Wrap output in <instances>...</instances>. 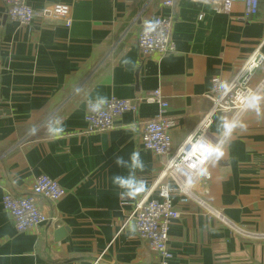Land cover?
Returning a JSON list of instances; mask_svg holds the SVG:
<instances>
[{
	"label": "crops",
	"instance_id": "crops-1",
	"mask_svg": "<svg viewBox=\"0 0 264 264\" xmlns=\"http://www.w3.org/2000/svg\"><path fill=\"white\" fill-rule=\"evenodd\" d=\"M28 2L36 10L65 4L72 21L65 26L44 19L29 27L10 19L0 3V264H158L132 224L123 222L132 201L159 198L153 186L169 155L141 144L142 123L158 114L159 105L138 101L112 129L87 132L86 104L159 89L167 103L164 115L175 123V151L211 109V78H230L257 46L264 54V0L249 19L240 2L227 11L206 0H177L173 8L162 0ZM168 15L175 51L141 58L140 23ZM263 76L264 63L254 78ZM259 108V117L249 108L235 118L233 112H213L205 130L213 140L222 136L218 118L246 127L235 128L223 156L208 162L209 177L193 180L192 197L183 200L170 184L180 212L169 226L171 264H264V99ZM50 117L63 122L59 139L47 133ZM132 152L144 164L132 174L145 186L129 198L112 177L129 174L114 158L127 160ZM40 174L56 180L65 195L55 202L38 196L48 220L16 231L2 196L28 194Z\"/></svg>",
	"mask_w": 264,
	"mask_h": 264
},
{
	"label": "built area",
	"instance_id": "built-area-1",
	"mask_svg": "<svg viewBox=\"0 0 264 264\" xmlns=\"http://www.w3.org/2000/svg\"><path fill=\"white\" fill-rule=\"evenodd\" d=\"M176 1L162 0V4L173 8ZM206 1H209L217 11H227L232 3L240 2L244 6L243 17L245 19L255 15L259 5V0ZM0 3L10 19L25 26L31 27L44 19L62 20L65 26H70L72 21L70 8L65 4H54L36 10L29 4L28 0H0ZM201 17L202 14H199L198 18ZM172 25L173 17L171 15L156 16L140 23L137 48L141 58L151 55L163 56L175 51L176 45L172 38ZM263 63L264 54L261 52L260 46H257L230 78L220 76L211 78V90L208 94L211 109L201 124L195 128L197 136H206L214 143L224 139L222 136L215 140L208 137L205 132L207 128L205 127L206 118L209 117V113L215 111L233 112L235 118L248 109L245 107L246 98L251 94H260L261 90L264 89V76L257 80L254 78L256 70ZM141 100L155 102L159 105L158 114L142 123V147L155 154L169 155V157L153 186L157 190L159 198L149 199L144 196L132 201L131 210L128 212L123 225L128 222L132 224L138 237L159 259L158 264H171L172 253L168 245L169 226L173 219L180 216V212L172 203L170 184L176 185L177 190L183 196V200L192 197L193 180L200 176L209 177L207 172L200 174L199 168L203 167L206 170V166L212 158L201 163L198 154L189 155L183 152L184 142L172 152L170 129L174 127L175 123L164 115L167 103L159 89L134 99L110 97L105 99V103L98 111L91 110L90 105L95 101H90L85 107L84 121L87 132L112 129L118 117L125 112L135 111L137 102ZM65 192V188L56 180L46 174H40L34 179L28 194L18 197L10 191H5L2 196V205L10 215L15 230L23 231L48 220L47 215L37 202L38 196L55 202L63 197ZM230 226L239 230L233 224Z\"/></svg>",
	"mask_w": 264,
	"mask_h": 264
},
{
	"label": "clouds",
	"instance_id": "clouds-1",
	"mask_svg": "<svg viewBox=\"0 0 264 264\" xmlns=\"http://www.w3.org/2000/svg\"><path fill=\"white\" fill-rule=\"evenodd\" d=\"M262 99H264V97L259 94H251L245 100V107L255 110L257 116L259 117L261 115L259 104ZM104 103L105 98L99 97L95 102L91 103V110L98 111ZM212 115H214V113H209V117L206 118L205 127L211 124ZM218 120L219 123L217 127L224 139L218 140L214 143L206 136H197L194 129L188 134V136L185 137V141L182 146L183 152L189 155L198 154L201 163L207 161L209 158H212L213 162L219 160L224 154L223 145L225 140L231 137L235 128L240 127L241 129H244L246 125L236 119L218 118ZM46 128L48 135L53 140L59 139L64 131L63 122L59 118L50 117L46 122ZM31 131L35 132V129H31ZM178 151L180 150L178 149ZM114 163L118 167L123 166L128 168L130 172L126 176L114 175L112 177V183L124 190L121 193L122 195H127L129 198H134L144 189L145 186L143 180H137L132 174L133 170L143 169L144 167L143 161L140 158V154L138 152H132L128 156L127 160L124 157L117 155L114 158ZM199 172L200 174H205V169L200 167Z\"/></svg>",
	"mask_w": 264,
	"mask_h": 264
},
{
	"label": "water",
	"instance_id": "water-1",
	"mask_svg": "<svg viewBox=\"0 0 264 264\" xmlns=\"http://www.w3.org/2000/svg\"><path fill=\"white\" fill-rule=\"evenodd\" d=\"M53 225H54L55 228H57L58 226H61V223H60V221L56 220ZM59 229L60 230H58L57 233L58 234H62L63 233V228H59Z\"/></svg>",
	"mask_w": 264,
	"mask_h": 264
}]
</instances>
